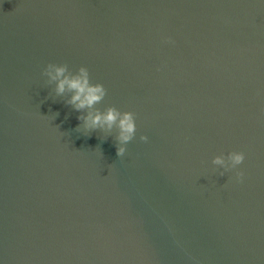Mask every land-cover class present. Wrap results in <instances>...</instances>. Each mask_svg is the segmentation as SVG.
<instances>
[{
    "label": "water",
    "instance_id": "water-1",
    "mask_svg": "<svg viewBox=\"0 0 264 264\" xmlns=\"http://www.w3.org/2000/svg\"><path fill=\"white\" fill-rule=\"evenodd\" d=\"M50 63L135 114L123 157ZM0 264H264V0H0Z\"/></svg>",
    "mask_w": 264,
    "mask_h": 264
},
{
    "label": "clouds",
    "instance_id": "clouds-1",
    "mask_svg": "<svg viewBox=\"0 0 264 264\" xmlns=\"http://www.w3.org/2000/svg\"><path fill=\"white\" fill-rule=\"evenodd\" d=\"M42 75L48 78L47 83H55V95L62 97L68 95L65 104L81 113L77 120L89 135L96 131H102L110 135L113 129L116 130L115 148L116 156L123 157L126 152V145L129 144L136 134L135 114L132 112H120L115 107H107L101 111L96 106L101 104L106 95L107 89L100 83L91 82L90 73L86 67H80L76 73L69 71L67 64H48ZM58 115V113H57ZM76 128V129H77ZM107 140V139H105ZM142 142H147V136H140ZM245 160L243 152H231L225 156H217L212 163L223 168L225 171L236 169ZM223 176V173H221ZM244 173L238 171L236 178L243 181Z\"/></svg>",
    "mask_w": 264,
    "mask_h": 264
}]
</instances>
